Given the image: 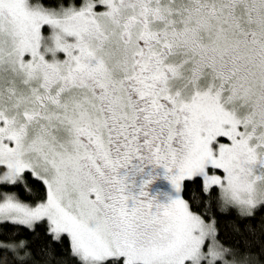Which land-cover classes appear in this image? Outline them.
Wrapping results in <instances>:
<instances>
[{
	"label": "snow or ice",
	"instance_id": "6c2138e0",
	"mask_svg": "<svg viewBox=\"0 0 264 264\" xmlns=\"http://www.w3.org/2000/svg\"><path fill=\"white\" fill-rule=\"evenodd\" d=\"M0 264H264V0H0Z\"/></svg>",
	"mask_w": 264,
	"mask_h": 264
}]
</instances>
